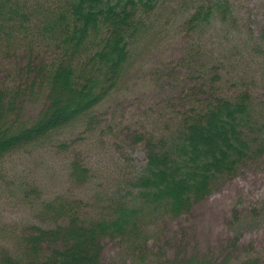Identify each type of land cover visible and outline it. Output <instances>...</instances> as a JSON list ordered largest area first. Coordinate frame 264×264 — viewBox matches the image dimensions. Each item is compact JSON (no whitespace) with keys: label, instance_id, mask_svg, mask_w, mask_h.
<instances>
[{"label":"rangeland","instance_id":"374dc122","mask_svg":"<svg viewBox=\"0 0 264 264\" xmlns=\"http://www.w3.org/2000/svg\"><path fill=\"white\" fill-rule=\"evenodd\" d=\"M52 1L20 3L40 18ZM230 1L235 15L197 29L185 26L180 10L178 15L160 11L156 29L138 42L118 86L96 109L95 123L75 124L50 144L0 158V225L22 229L41 223L43 201L70 195L78 198L87 223L114 217L117 207L128 210L124 204L142 209L139 235L134 231L123 239L103 240L102 264H165L193 255L207 256L216 264L253 259L264 264V156L247 160L233 176L221 178L211 194L177 217L153 210L135 186L148 162L143 139L178 131L180 114L201 108L195 98L183 109L172 99L180 95L186 77L202 83L204 66L210 93L250 94L253 113L247 129L252 138L264 127V0ZM178 2L185 8L193 0ZM40 21L32 16V27L14 29L10 51L0 43L1 86L20 80L16 66L25 63L21 52H34L36 63L56 53L36 31ZM35 75L31 70L30 77ZM215 75L219 80L213 83ZM24 106L35 116L41 101L32 96ZM75 161L89 169L86 181L72 175Z\"/></svg>","mask_w":264,"mask_h":264},{"label":"trees","instance_id":"16d2710c","mask_svg":"<svg viewBox=\"0 0 264 264\" xmlns=\"http://www.w3.org/2000/svg\"><path fill=\"white\" fill-rule=\"evenodd\" d=\"M49 4L38 18L20 0H0V43L6 51L12 49L14 29L27 30L32 16L41 20L36 31L56 51L50 60L38 63L34 52H21L25 63L16 66L20 80L12 86L0 85V158L50 144L75 124L95 123L96 109L118 86L138 42L156 29L160 11L178 15L180 10L191 29L215 20L224 23L235 15L230 0H193L185 8L178 0H53ZM31 70L36 71L34 77ZM202 75V83L186 77L180 95L172 99L183 109L195 98L201 100V108L182 112L178 131L143 139L148 162L135 181L143 201L175 217L189 213L221 178L233 176L247 160L264 156V127L253 138L247 129L253 113L250 94L210 93L205 66ZM217 80L215 75L213 83ZM32 96L41 101L35 116L28 115L24 106ZM72 175L86 181L90 171L75 161ZM43 202L38 213L41 223L22 229L0 225V264H102L104 239L140 232L142 209L134 205L124 204L128 210L117 207L114 217L87 223L76 197ZM172 261L165 264H216L204 255ZM257 263L253 259L243 264Z\"/></svg>","mask_w":264,"mask_h":264}]
</instances>
